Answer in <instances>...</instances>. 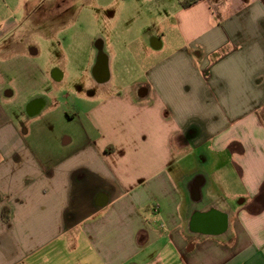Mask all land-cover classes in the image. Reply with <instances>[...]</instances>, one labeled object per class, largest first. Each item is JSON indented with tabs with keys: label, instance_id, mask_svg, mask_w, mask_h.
<instances>
[{
	"label": "crops",
	"instance_id": "crops-1",
	"mask_svg": "<svg viewBox=\"0 0 264 264\" xmlns=\"http://www.w3.org/2000/svg\"><path fill=\"white\" fill-rule=\"evenodd\" d=\"M128 1L79 73L0 0V264H264V0Z\"/></svg>",
	"mask_w": 264,
	"mask_h": 264
},
{
	"label": "rangeland",
	"instance_id": "rangeland-1",
	"mask_svg": "<svg viewBox=\"0 0 264 264\" xmlns=\"http://www.w3.org/2000/svg\"><path fill=\"white\" fill-rule=\"evenodd\" d=\"M68 1L74 6L68 7V11L61 15L56 13L53 0H36V6L29 10L32 19L21 23L19 33L23 37L26 36L27 31H34L33 39L39 43L38 47L41 50L39 58L35 59L37 64L48 67H64L68 72L75 71L76 68L79 73L83 69L87 72L98 39L95 38V35L101 33L106 36L108 30L106 24H110V22L104 21L110 20L112 18L110 14L116 13L121 4H117L116 0H111L113 6H107L108 4L105 3L106 7H101L100 5L103 3H100L99 0ZM136 1L138 0H129V4L126 7L123 6L122 9L133 10L131 4ZM144 6L147 8V18L149 19L147 22L150 24L158 17V8H155L153 2L145 3ZM21 9L23 11L25 7L22 6ZM128 17L118 19L120 26L117 27L120 28V32H134L135 29L136 31L139 29L135 17L131 20L126 19ZM117 18L116 14V20ZM39 30L46 33L50 38L41 39ZM130 61L133 62L134 60L131 59ZM75 80L77 77L74 78L71 75L66 77L60 92L68 91L71 93L72 90H75L74 87L72 88ZM66 105L70 111L73 110L72 102Z\"/></svg>",
	"mask_w": 264,
	"mask_h": 264
},
{
	"label": "trees",
	"instance_id": "trees-1",
	"mask_svg": "<svg viewBox=\"0 0 264 264\" xmlns=\"http://www.w3.org/2000/svg\"><path fill=\"white\" fill-rule=\"evenodd\" d=\"M195 1H197V0H181L180 5H181V7L186 8V7H189L190 5H192ZM3 217L6 218L5 210L3 211Z\"/></svg>",
	"mask_w": 264,
	"mask_h": 264
},
{
	"label": "flooded vegetation",
	"instance_id": "flooded-vegetation-1",
	"mask_svg": "<svg viewBox=\"0 0 264 264\" xmlns=\"http://www.w3.org/2000/svg\"><path fill=\"white\" fill-rule=\"evenodd\" d=\"M102 62V58H100V60H99V65L98 66H100V64H102L101 63ZM100 67H98V69H99Z\"/></svg>",
	"mask_w": 264,
	"mask_h": 264
}]
</instances>
